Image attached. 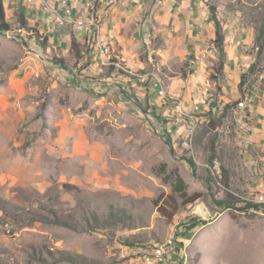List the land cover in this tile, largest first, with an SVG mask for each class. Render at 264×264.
Wrapping results in <instances>:
<instances>
[{"label": "rangeland", "instance_id": "374dc122", "mask_svg": "<svg viewBox=\"0 0 264 264\" xmlns=\"http://www.w3.org/2000/svg\"><path fill=\"white\" fill-rule=\"evenodd\" d=\"M203 2L219 22L260 34L264 0ZM28 37L17 23L0 30V264H73L56 262L60 253L98 264H186L195 255L198 264H264V212L240 211L255 193L237 108L195 116L182 134L151 115L130 82L106 87L96 75L87 76L93 86L69 83L68 62L58 74L52 54L45 71L28 68L26 89L9 104L7 81L24 72L37 43ZM175 171L186 195L200 198L169 222L160 209L169 213L181 198L162 177ZM171 239V252L152 256Z\"/></svg>", "mask_w": 264, "mask_h": 264}, {"label": "crops", "instance_id": "0c3cea01", "mask_svg": "<svg viewBox=\"0 0 264 264\" xmlns=\"http://www.w3.org/2000/svg\"><path fill=\"white\" fill-rule=\"evenodd\" d=\"M2 4L6 22L18 24L21 18L27 27L46 39L44 45L38 42L30 45L24 72L9 77L11 93L6 96L9 104L12 95L15 102L17 95L26 89L31 74L28 68L38 67L36 73L45 71L42 64L52 54L58 66L54 72H66L59 65L68 62L69 83L79 81L81 85L93 86L87 76L96 75L106 87L130 82L132 92L148 105L151 115L184 134L190 118L196 116L198 120L201 114L235 100L234 89L240 76L255 57L252 30L239 23L222 21L224 66L217 81L210 78L219 57L213 43L214 17L203 0H2ZM89 10L98 18L115 65H102L98 60L95 31L92 35L76 29L74 22L86 18ZM28 38L31 43L35 40ZM84 62L87 65L79 72L77 69ZM154 76L160 78L165 97L152 88ZM251 95L252 103L246 110L247 131L239 135L246 156L248 190L262 193L264 68L253 84Z\"/></svg>", "mask_w": 264, "mask_h": 264}, {"label": "trees", "instance_id": "16d2710c", "mask_svg": "<svg viewBox=\"0 0 264 264\" xmlns=\"http://www.w3.org/2000/svg\"><path fill=\"white\" fill-rule=\"evenodd\" d=\"M212 13L215 9L210 8ZM214 21H215V38L213 40L214 46L218 50V63L217 65L212 69L213 73L211 74L210 78L214 81H217L219 79V76L222 73L223 66H224V60H225V52H224V41H225V36L223 33V26L221 25V22H219L216 18V15L214 13ZM18 28L25 30L29 36L32 38H35V40L41 44L44 45L46 43V39H42L41 36L39 35L38 31L29 28L26 26V23L19 18L18 19ZM11 29V24L6 22L5 20V14H4V9H3V4L2 0H0V30L2 31H8ZM41 40V41H40ZM254 48L256 49L255 52V57L254 60L250 63L248 69L243 72L240 76V82L238 84L239 88V93L241 98L247 95L252 94L253 90V84L255 80L257 79L258 75L261 73V71L264 68V22L262 29L260 30V34L255 38L254 40ZM253 51V49H252ZM262 63V65H261ZM219 90V87L217 88ZM232 105L233 108L237 107V101H233L229 103ZM228 104V105H229ZM246 117L248 118L247 112H246ZM162 170L165 169L166 164L162 163L161 165ZM175 177L172 179L171 175H164L162 177L163 181L166 183H170L172 186V189L174 192L178 193L179 197L181 198L180 201H170V212L166 213L163 209H160L161 207L159 206L158 208L160 209V215L164 217L166 220L169 222L171 221L172 217L175 215V211L178 209L180 205H188V204H193L200 198L199 193H194L193 195H186L185 190L187 188V185L185 181L181 178L177 172H174ZM159 202L164 203L166 201V198H162L161 196L158 197ZM226 207H229V205L225 204ZM240 211L243 212H258V211H263L264 208H261L259 205L255 203H249L248 205L242 207ZM68 226V225H65ZM198 255H195V257L189 258L187 257L186 264H198ZM93 261L94 264H98V261H94L92 259H88L85 256H73L70 254H65V253H60L59 256L56 258V262H69L73 264H82L84 262H91ZM89 264V263H88Z\"/></svg>", "mask_w": 264, "mask_h": 264}, {"label": "built area", "instance_id": "2783aa9c", "mask_svg": "<svg viewBox=\"0 0 264 264\" xmlns=\"http://www.w3.org/2000/svg\"><path fill=\"white\" fill-rule=\"evenodd\" d=\"M89 6V4H88ZM92 16H95L94 13L89 10L88 16L86 18H81L74 22L76 29L78 31L86 30L92 33ZM96 49H98L99 52H101V45H94ZM102 58H114L113 51H112V57H105L102 56ZM152 88L157 89L158 94H162L163 97L165 95L161 92L159 87L156 85V83L152 82ZM234 93L236 95V98L234 101H237V109L239 110V113L237 115V131L238 133H245L247 131L248 126V118L246 117V110L251 106L252 103V95L245 94L244 97L241 98L239 93V88L237 87L234 89ZM195 127V120L193 118H190L188 120V131L191 132V130ZM253 203L259 205L261 208H264V197H261V192L255 193L253 197ZM173 248V241L171 239V242L169 245H166L165 249H154L152 256L162 259L163 256L167 255L169 252L172 251Z\"/></svg>", "mask_w": 264, "mask_h": 264}, {"label": "bare ground", "instance_id": "6f19581e", "mask_svg": "<svg viewBox=\"0 0 264 264\" xmlns=\"http://www.w3.org/2000/svg\"><path fill=\"white\" fill-rule=\"evenodd\" d=\"M92 31H95L94 35L96 38V45H101V52H99L98 49H96V55L100 63L106 66L115 65L113 58H102V56L112 57V51L110 49V45H109L107 38L101 34L100 24L96 16H92ZM153 82L156 83V85L159 87L161 92L164 93L160 78L157 76H154ZM261 197H264V192L261 193ZM196 212L204 216L203 209L200 206L196 209Z\"/></svg>", "mask_w": 264, "mask_h": 264}]
</instances>
